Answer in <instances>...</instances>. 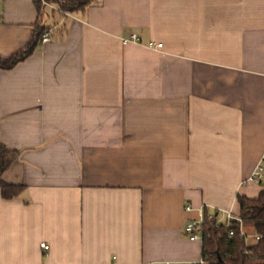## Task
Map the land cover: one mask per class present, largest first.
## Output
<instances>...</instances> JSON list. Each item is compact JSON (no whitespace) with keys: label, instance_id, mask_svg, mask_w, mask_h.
<instances>
[{"label":"crops","instance_id":"1","mask_svg":"<svg viewBox=\"0 0 264 264\" xmlns=\"http://www.w3.org/2000/svg\"><path fill=\"white\" fill-rule=\"evenodd\" d=\"M37 23L49 41L0 70V143L19 153L0 264H200L186 224L263 190L247 180L264 154V0H0V59Z\"/></svg>","mask_w":264,"mask_h":264},{"label":"trees","instance_id":"2","mask_svg":"<svg viewBox=\"0 0 264 264\" xmlns=\"http://www.w3.org/2000/svg\"><path fill=\"white\" fill-rule=\"evenodd\" d=\"M60 12H84L91 0H45ZM40 11V4H36ZM47 28L37 23L30 44L19 54L0 59V70H11L28 58L41 43ZM19 153L6 149L0 143V190L4 200L13 199L19 188L6 185L2 177L17 160ZM263 190L254 200L238 196V220H221L219 212L202 211V224L198 230L201 237V261L203 264H264V183ZM249 228L259 237L257 242H246L240 226Z\"/></svg>","mask_w":264,"mask_h":264},{"label":"built area","instance_id":"3","mask_svg":"<svg viewBox=\"0 0 264 264\" xmlns=\"http://www.w3.org/2000/svg\"><path fill=\"white\" fill-rule=\"evenodd\" d=\"M47 5V4H46ZM50 39V34L48 32H45L41 38V43H46L48 42ZM130 40L131 41H136L137 38L135 35H131L130 36ZM162 45L158 44L156 45V49L161 48ZM248 183L250 184H255V185H259L261 186V184L264 183V154L262 155L260 161L258 162V164L256 165L255 169L253 170L252 174L250 175L249 179L247 180ZM190 208L186 207V211H189ZM238 220L237 217L231 215V214H220V219L219 222L221 220ZM202 224V213L201 216L199 218V220L197 221H190L186 224L185 228H184V232L186 234V236L188 237V239L190 241H199L201 242V237L198 233V230L200 228ZM240 232H241V236L245 239L246 242H257L259 240V237L256 235H252V236H248L246 233H244L243 230V226H240ZM41 248H45L44 244H41ZM164 264H170V263H164ZM200 264H203L202 261Z\"/></svg>","mask_w":264,"mask_h":264},{"label":"rangeland","instance_id":"4","mask_svg":"<svg viewBox=\"0 0 264 264\" xmlns=\"http://www.w3.org/2000/svg\"><path fill=\"white\" fill-rule=\"evenodd\" d=\"M243 230H244V233H246L248 236L254 235L252 230L249 228L244 227Z\"/></svg>","mask_w":264,"mask_h":264}]
</instances>
